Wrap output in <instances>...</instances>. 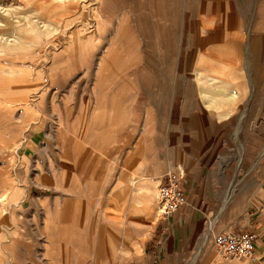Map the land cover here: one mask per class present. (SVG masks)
I'll return each mask as SVG.
<instances>
[{
  "label": "rangeland",
  "instance_id": "obj_1",
  "mask_svg": "<svg viewBox=\"0 0 264 264\" xmlns=\"http://www.w3.org/2000/svg\"><path fill=\"white\" fill-rule=\"evenodd\" d=\"M78 47L87 62L79 55L76 66L67 58ZM103 55L117 58V85L121 69H134L145 84L158 79L169 86L172 121L192 113L184 123L217 138L203 151L215 166L202 199L200 243L213 259L208 264H219L214 236L248 230V209L263 201L264 0H0V264L28 258L34 264V247L25 246L33 233L19 230L21 179L33 164L23 143L35 126L57 125L40 108L47 114L55 106L49 96L65 95L64 84L81 73V63L100 69ZM180 70L185 98H177ZM154 193L158 199L156 187ZM156 202L151 217L133 218L149 226L146 236L160 223ZM126 222L127 216L117 221L121 250L142 255L143 246L131 244L139 233L124 229Z\"/></svg>",
  "mask_w": 264,
  "mask_h": 264
},
{
  "label": "crops",
  "instance_id": "obj_2",
  "mask_svg": "<svg viewBox=\"0 0 264 264\" xmlns=\"http://www.w3.org/2000/svg\"><path fill=\"white\" fill-rule=\"evenodd\" d=\"M76 49L67 59L72 57L77 66L82 48ZM258 49L260 56V44ZM103 56L100 69L80 64L81 73L64 82V96H49L55 106L50 104L47 114L40 108L43 118L49 117L57 125L35 126L23 143L33 164L21 179L24 222L19 230L33 233V242L25 244L34 247L33 263L208 264L212 258H208L207 244L200 243L204 227L201 205L214 181L211 170L215 162L203 151L212 150L208 143L217 138L184 123L192 113H179L178 123L172 121L176 119L169 112L172 95L169 86L158 79L145 84L134 69H121L124 74L117 85V58L106 61ZM180 71L177 98H185V75ZM61 119L67 121L66 126H61ZM177 168L185 176L187 204L168 221L158 218L160 223L146 236L149 226L133 218L152 216L159 201L154 187L159 191L166 175ZM263 201L252 211L248 209L244 221L248 230L243 232L257 236V261L234 264H264ZM126 216L124 229L139 233L131 244L143 246L142 255L121 250L122 228L117 229V221ZM23 262L29 264L31 259Z\"/></svg>",
  "mask_w": 264,
  "mask_h": 264
},
{
  "label": "built area",
  "instance_id": "obj_3",
  "mask_svg": "<svg viewBox=\"0 0 264 264\" xmlns=\"http://www.w3.org/2000/svg\"><path fill=\"white\" fill-rule=\"evenodd\" d=\"M158 197V218L168 221L187 204L183 174L170 171L159 188ZM256 241L257 236L252 232L219 234L214 236V248L222 264L242 260L256 262Z\"/></svg>",
  "mask_w": 264,
  "mask_h": 264
},
{
  "label": "bare ground",
  "instance_id": "obj_4",
  "mask_svg": "<svg viewBox=\"0 0 264 264\" xmlns=\"http://www.w3.org/2000/svg\"><path fill=\"white\" fill-rule=\"evenodd\" d=\"M15 40H16V42H17V37H16V39H15ZM16 42H15V43H16ZM233 98H234V96H233ZM230 99H231V98H230ZM212 226H213V225H212ZM210 230H211V229H210ZM209 232H210V231H209Z\"/></svg>",
  "mask_w": 264,
  "mask_h": 264
}]
</instances>
